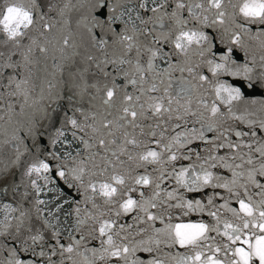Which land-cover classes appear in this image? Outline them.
<instances>
[{"label": "snow or ice", "instance_id": "snow-or-ice-1", "mask_svg": "<svg viewBox=\"0 0 264 264\" xmlns=\"http://www.w3.org/2000/svg\"><path fill=\"white\" fill-rule=\"evenodd\" d=\"M78 5L86 9V14L77 21L78 27L82 25L84 29L79 40L70 28L69 19V14ZM45 7L48 13H55L60 20L46 19L48 13L37 4V0H4L0 5V32L12 45L6 51H0V87L5 89L0 91V189L7 191L8 187H12L8 184V177L13 174L10 169L14 170L22 157L31 151L25 139L39 137L42 140V121L51 118V113L56 110L54 106L63 107L65 99L72 105V115L64 113L62 126L50 136L51 146H71L70 134L85 148H96V151L89 155L87 161L80 158L77 150L76 155L71 151L63 154L49 151L52 161H59L54 165L47 159L39 158L28 163L24 171V176L29 178L25 187L31 192L26 190L22 199L26 202L31 197V206L25 208L19 202L16 206L12 203L2 205L0 238L7 243L0 241V250L6 251L7 255L0 259V264H57L52 259L57 255L61 258L59 264H65V260L70 264H109L111 258H119L124 264H167L159 253L160 245L169 243L186 247L191 253L172 257L175 264H225V261L227 264H264V182H261L264 179V39L259 40L258 59L253 56L251 61L240 64L233 59L234 46H243L242 32L248 34L249 29L238 24L235 25L237 30L230 31V26L239 15L250 24L264 25V0H197L192 4H188L187 0H176L171 13L167 10L169 0H76V3L73 0H49ZM184 10L202 25H219L224 32H230L231 46L218 49L220 62L216 58L205 61L208 70L217 78L215 80L200 74L199 65L190 64L188 59L190 51H195L202 58L206 55L216 57L213 52L215 37L186 28L188 21L180 17ZM166 20L174 21V26L167 31L156 32L155 26L163 28ZM57 23H60L61 29H57ZM33 28L37 29L35 37L30 36ZM256 37H264V31L256 33ZM25 38L29 39V43L22 45ZM162 41L171 43L173 50L164 51ZM221 43H224L223 38ZM82 44L87 45L83 52V66L67 67L63 94L58 90V80L54 83L48 75L41 79L38 74L41 61L48 58L56 60V53H60L62 63L52 65L55 75H58L65 71L74 57L80 55L78 49ZM69 49L71 56L66 55ZM133 52L135 57L130 55ZM143 52L148 53L146 67L141 63ZM17 55L19 59H14ZM174 55L185 59L182 63H172ZM158 58L168 61L167 68L157 70L155 61ZM109 65L117 69L118 75L123 73L127 83L134 86L133 92H128L126 85L116 83V77L106 71ZM124 65L128 66L127 71L123 69ZM93 66L101 78L89 84L85 76ZM175 71L181 75L174 77ZM185 72L187 77L183 75ZM148 73H152L151 77ZM219 73L240 78L241 83L222 82L218 79ZM205 84L212 89L215 97L210 102L204 95ZM37 88L42 103L33 99ZM89 89H95V94ZM248 92L260 95L248 98ZM85 94L90 97L91 111L75 106L76 98H83ZM15 97L23 101L20 113L16 112V105L12 102ZM222 107L226 110L221 111ZM77 113L82 119L77 118ZM21 114L25 117L23 123L19 119ZM188 117H196L191 123H198L200 127L178 132L168 143H162L163 131L161 139H155L157 132L153 127L148 126L146 132L143 126L145 119L164 118L163 124L175 119L178 123L174 128H180L190 122ZM227 118L247 124L248 131L235 130L231 126L224 128L223 121ZM5 125L8 127L5 128ZM154 127L159 129L162 124L157 122ZM22 131H26L27 137L20 135ZM205 132H215L216 135L208 139ZM86 135L88 139H85ZM233 135L240 139L232 140ZM141 136L151 138L156 147L145 144L139 138ZM194 141L209 145L204 149V157L191 148H188V155L180 154V149ZM141 148L143 151H135ZM221 150L227 151L220 155ZM192 155L203 162L178 170L173 168L177 185L188 192H198L209 186L223 188L235 195L239 205L238 208H230L225 201L216 211H209L208 214L216 220L215 224H168L162 229H155L147 240L135 241L130 246L128 236L120 235L126 231L124 224L104 219V212L97 215L85 210L81 215V203L91 200L92 209H98L95 198L102 197L105 205L118 206L114 213L117 218L136 212L134 222L144 221L152 226V222L163 219L151 211L158 207L160 192L154 191L151 197L145 199L144 192L140 191L139 200L134 199L132 194L138 191L136 186L151 185L159 189L160 183L156 181L162 180L167 170L164 169L159 177L150 178L151 174L133 176L131 172L124 171V165L133 162L136 167H144L191 159ZM218 164L231 171V179L214 175L212 169ZM258 176L261 179H257ZM58 182H62L63 186ZM49 184H56V187L48 189L54 196L48 200L41 199L40 194ZM250 187L258 190L255 193L258 199L249 194ZM81 189L83 201L74 194ZM217 195L208 198V205H213ZM166 196L175 198L176 189L166 192ZM73 205L76 206L73 208ZM179 206L190 211H203L205 207L199 199L185 201L183 197ZM66 208L71 211H65ZM220 208L227 209L236 222L221 221L218 215ZM73 213L76 223L68 227H73L75 231H79L89 220L95 222L92 231L98 233L96 238L100 240V247L86 249L90 255L79 251L85 240L83 235L76 239L69 234L68 241L61 242L62 233L67 230L61 227V214L67 218ZM145 231L141 228L136 235ZM212 232L226 238L227 243L217 244L216 238L209 235ZM137 251L154 254L147 260L139 257L130 260ZM25 253L29 256L25 257ZM82 256L83 262L79 259Z\"/></svg>", "mask_w": 264, "mask_h": 264}, {"label": "water", "instance_id": "water-1", "mask_svg": "<svg viewBox=\"0 0 264 264\" xmlns=\"http://www.w3.org/2000/svg\"><path fill=\"white\" fill-rule=\"evenodd\" d=\"M49 0H37V4L43 9L44 12L48 13V9L45 7ZM197 2V0H187L188 4H192ZM4 3V0H0V5ZM73 3H76V0H73ZM175 3L176 0H169V7L168 12L171 13L175 9ZM86 14V9L80 8L79 5L76 9H74L69 14L70 19V28L71 30L77 34V39L79 40V35L81 32L84 31L83 26L80 25L78 27L77 21L81 19L82 15ZM142 15H144L142 11ZM146 15H151V13H147ZM197 15H200L199 12H197ZM180 17L184 20H187L188 23L186 25V28L192 29L193 31H203L210 35H214V44L216 45V48L213 49V52L216 53V57H213L211 55H206L205 57H200L198 53L195 51H190L189 53V63L190 64H197L199 65L198 72L202 75H207L209 77V80H215L216 77H213L212 73L208 70V66L205 63L207 59H213L216 58L217 62H220L218 60V56L220 55V52L218 49H225L230 45L231 41V35L230 32L226 33L223 30L222 26L217 25L216 27H209L208 25H202L199 20L193 19L191 13H189L187 10H184L180 13ZM52 18L56 21L60 20V17L56 15L55 13H48L46 16V19ZM211 16L209 17V23L211 22ZM243 24L245 28L249 29V33L245 34L242 32V47L241 46H234V53H233V59L237 61V63L243 64L246 61H251L253 56H256L258 59L259 56V40L264 39V37L257 38L256 33L264 31V25L260 24H250L243 18L242 15H239L235 18L234 24L230 26V31L237 30L235 28V25ZM174 26V21L166 20L164 27L161 28L159 25L155 26L156 32H162L167 31L168 28ZM57 29H61L60 23H57L56 25ZM149 27H152V25H149ZM57 33H53L52 35H56ZM37 35V29L33 28L30 36L35 37ZM221 38H223L224 43H221ZM29 43V39L25 38L22 41V45H27ZM161 45L163 46V50L166 52H171L173 50V45L171 43H164L161 42ZM151 46V45H149ZM11 42H7L6 35L2 32H0V51H6L7 49L11 48ZM87 48L86 44H82V46L78 49L80 55L73 58L71 62H69L68 65H66L65 71L55 75V69L52 67L54 63H62L60 60V53H56V60H53L51 58H48L46 61H41V64L38 66L39 76L41 79L45 75H48L50 79H53V82L56 83V81H59L58 84V90L61 91L63 94L65 83H64V77L67 75V67H81L83 66V52ZM196 46L193 45V49H195ZM22 50V49H21ZM66 55L71 56L72 51L71 49L68 50ZM132 57H135V53L133 52L130 54ZM14 59H19V55L14 57ZM185 57L181 55H174L171 57L172 63H182ZM147 60H148V53L143 52L141 56V63L147 66ZM155 64L157 66V70L167 68L168 61H161L159 58L155 61ZM125 71L128 70V66L124 65L122 66ZM46 68V71H45ZM106 71H109L113 74V76L116 77V83L122 86L126 85V90L128 92L134 91V86L127 83L126 78L123 76V73L120 72V74H117V69L113 65H109L106 69ZM98 70L95 68V66L91 67L86 76L85 79L88 81L89 84L96 83L97 80H99L101 77L97 75ZM53 74V75H49ZM7 75V73H6ZM149 77H151L152 73L147 74ZM181 73L179 71L173 72L174 77H179ZM185 77L188 76V73L185 72L183 74ZM166 79V77H164ZM218 79L222 82H228L232 84H239L241 83L240 78L232 77L228 75L227 73H219ZM107 82V81H105ZM6 83V81H5ZM206 91L204 92L205 97L209 100V102L214 99V94L212 89L205 84ZM0 91H5L4 88L0 87ZM89 92L93 95L95 94V89H89ZM260 94L258 92H248L246 93V96L248 98H256ZM33 99L37 101L38 103H42L40 100V94L39 89L37 88L35 91V94L33 96ZM12 102L16 105V112L20 113V104L23 103L22 99L19 97L12 98ZM75 106L76 107H82L84 111H91L90 107V97L88 94H85L83 98H76L75 100ZM56 107L55 112L51 113V118L42 121L43 123V139L40 140L39 137L33 139L31 137H27L26 131H22L20 133L21 136L27 137L25 139V144L28 146L29 149H31L30 152L26 153L24 157H22L21 162L17 164L14 168V170H11L13 172L12 175L8 177V184L12 187H8V190L5 191L3 189H0V219H3V208L2 205L5 203H12L13 206H16V203L19 202L22 204L23 207L28 208L31 206L32 199L31 197L25 202L22 199V194L27 190L31 192V189H26V185L28 183V177L24 176V171L28 163H30L33 159L39 158V159H47L50 163L53 165L55 163H58L59 161H52L51 157H49L48 153L49 151H59L61 154H63L65 151H71L73 155H76L77 150L79 151L80 158L84 159L85 161L88 160V157L91 153H94L96 151V148L88 149L85 148L83 143L79 140H73V138L69 134V140H72L71 146L64 145V144H58L54 148L51 146L50 143V136L55 132L56 128L61 127L65 116L64 113L67 112L69 116L72 115V105L67 102L65 99L64 106L63 107ZM243 105L240 106L241 110H243ZM226 109L224 107L221 108V111H225ZM239 115V112L237 113ZM78 119H82L79 113L76 114ZM148 116L151 117V113H148ZM19 119L23 122H25V117L21 114L19 116ZM164 118H156V119H145L143 121V126L145 127V131L147 132L148 126H152L153 130L157 132V136L155 139H161L160 133L163 131V140L162 143H168L171 141V138L176 135L178 132L185 131L186 129L196 127L199 128L200 125L198 123L193 124L191 121L196 120V117H188L189 123L187 125H182L180 128H174V125L178 123L175 119L169 120L167 124H163ZM157 122H160L162 124V127L157 129L155 128V124ZM224 128H227L231 126L235 130H242V131H248V125L235 121L231 118H227L223 121ZM8 125H5V128H7ZM131 130V129H130ZM137 136H139V129L136 130ZM206 137L208 139H212L216 133L215 132H205ZM89 137L86 135L85 139H88ZM140 139H143L145 144H149L150 147L155 148L156 145L151 143V138L146 136L139 137ZM232 140H238L240 138L236 136L231 137ZM39 141V142H38ZM209 147L206 143L202 141H194L191 145H188L186 148L180 149V154L182 155H188V148H191L192 150L196 152H200L201 157H204L206 155L204 149ZM131 150V149H130ZM159 150V149H157ZM175 151V149H173ZM135 151H143V149H137ZM227 150H221L220 155L225 154ZM245 152L248 151L247 148L244 149ZM135 154V152H133ZM7 153L5 154V156ZM101 155H103V152H101ZM122 159H126V157H122ZM166 160V157H165ZM4 162L6 163L7 160L5 159ZM202 160H198L195 155L191 156V159H179L177 161L167 162L163 164H152V165H145L144 167H136V164L133 162H128V164L124 165V171L131 172V175H141V174H151L150 178L159 177L161 175V172L166 169L167 171L164 173V178L162 180L156 181L160 183V188L155 189L153 186H136L138 191L136 193H133L134 199H141L139 196V192H144V197L147 199L148 197H151L154 191L160 192V198L157 201L158 207L156 209H152L154 213L160 215L163 217L162 220H156L152 222V226H149L148 223H145L144 221H138L134 222L133 217L137 215L136 212H131L128 214H122L119 218L115 216V210L117 209V205H105L104 200L102 197H96L95 203L99 206L98 209H92V201L89 200L85 203H81V215H84L85 210L92 211L94 214H97L99 212H104L105 216L104 219H110L116 221L117 224H124L126 231H123L120 233L121 236H128L129 244H131L135 241H139L141 239L147 240L148 236L152 235L154 233V230L157 228H164L166 225H188V224H199V223H205L209 225H213L216 223V220L214 217L210 216L208 213L209 211H216L217 208H219L220 205H223L225 201H228L230 208H238L239 205L236 201V197L234 194H229L226 189L223 188H213L211 186L206 187L198 192H188L184 187H180L177 185L176 180L174 178L173 168L179 169L180 167H188L190 164H200L202 163ZM97 163H99V157H97ZM239 163V161H237ZM69 166H72L71 163H69ZM91 167V164H89V168ZM214 175H220L223 177H226L227 179L232 178L231 171L227 168H224L222 165H217V168L212 169ZM53 176H55V172L52 173ZM88 177H85V181L87 182ZM257 179H261L259 176ZM241 182L243 183V179H241ZM261 182H264V179H261ZM60 183L61 186L62 182ZM18 186V188H17ZM7 187V185L5 186ZM56 187V184H49L47 188L45 189V192L40 194L41 199H51L54 196V193H51L48 191L50 188ZM176 189V197L175 198H168L166 196V192H170ZM258 190L250 187L249 194L253 195V199H258V197L255 195V193ZM219 194L216 196V198L213 201V205H208L207 201L208 198L213 196L214 194ZM78 200L83 201L84 200V193L83 189L80 190L79 193H74ZM241 196L243 197V193L241 192ZM181 197L186 200H196L199 199L202 201V203L205 205L203 211H190L186 207L179 206L181 204ZM222 197V198H221ZM76 205H73V208ZM65 211H71V209L66 208ZM187 213V214H185ZM141 215H143L141 213ZM218 215L221 218V221L227 220L229 222L235 223L236 220L232 216V214L224 208H220ZM61 219L63 221L61 227L67 228L66 231L62 233L63 240L61 241L66 242L69 239V234L74 236L76 239H79L81 235L85 236V240L83 244L80 246L79 251L83 253L84 255H90L85 250L91 249V248H99L100 247V240L96 238L98 236V233L93 232V225L94 221L89 220L87 224L83 225L79 231H75L73 227H68L69 225L74 226L76 223V216L75 213H73L70 217H63V214H61ZM128 225H132V227H128ZM36 227L39 228L40 224L37 223ZM143 228L146 229L144 233L141 235H136L139 230ZM221 231H223V228L221 226ZM91 233V235H89ZM209 235L214 236L216 238V243H227L226 238H222L221 236H218L215 232L210 233ZM0 241H3V238H0ZM4 243H7V241H3ZM239 246V245H238ZM160 257L162 259H165L167 264H175V261L172 260V257L179 256V255H190L189 249L186 247H181L179 244L172 245L169 244H161L160 245ZM39 250V249H37ZM154 254V253H153ZM153 254L145 253L142 251H137L135 256L130 257L129 259H135L139 257L140 259L147 260L151 258ZM170 254V255H169ZM7 255L6 251L0 250V259H2L4 256ZM29 254L25 253V257H28ZM53 260L57 261V264H59V260L61 259L59 255L52 257ZM81 262H83V256L79 257ZM39 264V262H38ZM65 264H70L67 260H65ZM109 264H124L123 260H120L119 258H111ZM225 264H227V261H225Z\"/></svg>", "mask_w": 264, "mask_h": 264}]
</instances>
